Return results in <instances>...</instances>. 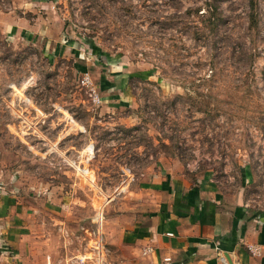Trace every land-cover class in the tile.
<instances>
[{
  "label": "rangeland",
  "instance_id": "1",
  "mask_svg": "<svg viewBox=\"0 0 264 264\" xmlns=\"http://www.w3.org/2000/svg\"><path fill=\"white\" fill-rule=\"evenodd\" d=\"M52 1L49 36L0 31V185L31 211L35 255L155 264L115 219L162 167L264 209V0L252 22L249 0H218L216 30L186 12L205 0Z\"/></svg>",
  "mask_w": 264,
  "mask_h": 264
},
{
  "label": "crops",
  "instance_id": "2",
  "mask_svg": "<svg viewBox=\"0 0 264 264\" xmlns=\"http://www.w3.org/2000/svg\"><path fill=\"white\" fill-rule=\"evenodd\" d=\"M52 4L0 0V31L14 38L49 36ZM145 184L146 197L115 219L120 246L155 264H264V249L255 253L248 248L264 244V209L250 210L238 195L219 190L206 172L190 173L181 165L162 167ZM3 188L0 264H45L51 254H34L27 228L31 211ZM147 245L151 252L142 254Z\"/></svg>",
  "mask_w": 264,
  "mask_h": 264
},
{
  "label": "trees",
  "instance_id": "3",
  "mask_svg": "<svg viewBox=\"0 0 264 264\" xmlns=\"http://www.w3.org/2000/svg\"><path fill=\"white\" fill-rule=\"evenodd\" d=\"M250 1V7L251 10L250 12H248L249 15V20H251V22L255 19L254 18V13L253 11V0H249ZM206 4L208 5V7H206L204 10H201V8L197 5L192 6L189 5L186 7V12L190 13L191 10L200 13L201 15H205V11H208L207 17H205L203 20H205L208 24H210V26H212V28H214V30H216V26L218 24L219 21L223 20V14L221 12V9H218V0H205ZM250 22V21H249Z\"/></svg>",
  "mask_w": 264,
  "mask_h": 264
},
{
  "label": "built area",
  "instance_id": "4",
  "mask_svg": "<svg viewBox=\"0 0 264 264\" xmlns=\"http://www.w3.org/2000/svg\"><path fill=\"white\" fill-rule=\"evenodd\" d=\"M82 81L83 83L88 86V88L90 89V94L92 95V98L95 101H99L100 100V96L96 90V87L92 81V78L90 76V74L88 72L84 73L82 76ZM248 248L250 251L258 253L261 251V249H264V244H254V245H248ZM152 247L151 246H144L142 248V254H147L149 252H151ZM45 264H51L50 261L47 259V261L45 262Z\"/></svg>",
  "mask_w": 264,
  "mask_h": 264
}]
</instances>
